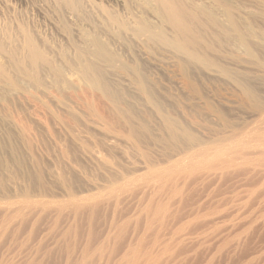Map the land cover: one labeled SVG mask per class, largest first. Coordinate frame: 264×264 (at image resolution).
<instances>
[{"label": "bare ground", "instance_id": "obj_1", "mask_svg": "<svg viewBox=\"0 0 264 264\" xmlns=\"http://www.w3.org/2000/svg\"><path fill=\"white\" fill-rule=\"evenodd\" d=\"M54 1L55 3L57 2V4H59V6L61 7L62 10L60 9V11H63V14L61 13V16H63L61 18V25H63L64 27V32L67 33L68 36H70L73 31L76 30V33L79 34L78 37L80 36V39L78 40L79 42L72 41V45L69 44L71 45L70 47L74 50V57L72 58V61H70L72 62L71 65L74 68L73 70H75L76 73L79 74V77L83 81L87 82L89 87L99 90L102 94H104L105 98L112 106V109H116H114V111H117V113H119L118 115H120V119L122 118V122H124L125 127L126 125L128 126V131L124 134V138H126L127 140H132L134 141V143L136 142L135 144H138L140 142L139 129L147 130L149 128V120L141 119L140 112L143 107H146V105H148L149 107H152V109L156 112L157 117L158 115L160 117L158 118L159 121H161L160 124L162 125L163 130L161 137L163 139H166V141H173L174 144H178L182 139L187 140L183 141L181 146V150L183 151L184 149L185 152L183 151V156L178 153L180 156L177 155L176 158L171 157L173 159L170 162H168V160V164L166 163V166H163L161 163L162 166L160 167V164L158 163V167V164L156 165L151 163V165H148L146 167V170H144L145 172H142V174L140 175L129 176L123 174L119 175L116 173L113 176L112 173L110 176L111 179L108 183L109 185H107V189L104 191V194H92L91 196L83 197L81 200L70 199L65 203L63 202L58 205L56 204L55 206L53 204H50L53 205V207L47 206L48 204L45 205L41 201L32 200L33 198L29 199L24 197L22 201L20 200V203L18 202L17 204L12 206H9L10 204L6 207L4 206L3 214L5 218H2L5 220L3 221H5L6 223V221L8 220L12 221L13 219H15L13 221H17L14 223H18L15 225V228L17 229H19V227L23 225L26 226V223H30L31 225L29 226H33L35 228L36 223L39 221V219L41 220V217H43L44 215L54 216L52 217L53 220L47 225L49 233L48 235L53 233V236H56L58 238L60 237L62 239V242L57 241L59 242V244H61V246H59L58 248L59 251L61 248L64 249L68 259L73 258V253L75 254L78 251L77 253L79 256L77 255L75 259L77 262H79V264H83L90 253H94L92 254L94 256H102L104 254L110 255L113 252L118 253L120 257V261L118 262V264H163L164 262H161V257H163L170 250H173L171 248H174L175 246V248H177L178 244V248L173 251L175 254L176 252H178L177 255H179V252L183 251L186 245L184 246L179 242L176 243L174 247H172V240L171 243L170 241H167V244L164 243L166 238L164 237V235H159L156 231H159L161 228L163 229V226L164 229H167V227L169 226V229H173V227L177 226L176 223L180 222L181 219H184V222L180 225V227H176L175 229L176 231H181L185 229V227L181 229V227L185 226L183 225L185 223V219H187V222L189 221V225L185 223L187 224V227H189L196 218L200 219V217L203 216L202 214V216H195L196 214L201 213L200 210H191V207L198 201L197 198L199 197V190L197 191V189H200V186L198 187L196 184H199V181H201V183H203V181L209 182L208 179L213 178L214 180L217 177L219 179H231V177H233L234 175L238 176L237 174L240 173H244L247 175L255 173L256 177L264 176V129H262L264 125V112L262 114L261 112L258 113L260 114L259 118L261 117V120L257 119L259 120V123L261 121L260 124L262 125L258 126V122H254L257 123V127L254 128L251 126L253 130H251V134H248V136L247 131L244 132L246 133V136H239L238 131L235 132L238 134H226V137L223 136L225 138L222 137L223 139L220 137L222 139L221 143L215 144L214 142L216 141H214L213 143L212 141H210L211 143L206 144L205 140H203L202 142V140H200L197 136L194 137L187 126L183 122H181L182 120L174 118L170 113L164 110V102L157 95H154L152 93V91L155 90V85L154 83L148 81L146 78L147 76H145L141 72L143 71V69L140 67L139 61L134 60L135 65H132L133 61H130L128 65H123L122 69L123 71H125L124 73H120L119 70L117 71L114 69L113 64L117 66V63L119 62V60H117V56L122 54L119 52L118 48L112 51L109 48L107 42L113 41L114 39L111 40V38H114L115 34H120L124 39L123 41L133 46L130 48L131 45L129 47L128 45H126L130 51H133L138 56V58H140V60H153V57L148 52L149 49H159L165 53L164 55H166L168 59L171 58L173 62L179 64L183 68L188 66H216L222 65V63H244L249 65L251 63L256 65L264 64V0H121V2L116 0L115 6L109 5L114 8L111 9V7H109L110 10H108L109 8L105 6L106 9H108H102L103 12L101 10H98L100 8L94 11L95 7L92 8V11L91 7L94 5L90 7L88 4L89 1L87 2V0ZM26 12L20 8L16 9L6 0H0V106L1 102L4 103L7 99H10L12 101L22 99L23 102H26L28 100V93L31 86L35 90L37 89V91L44 93V89L41 86V78L43 73L45 74V72H50L53 75L52 77L54 83L57 86L60 85L58 81H60L64 65L61 67L59 63L57 64L55 62L53 56L48 57L47 53H49L51 49L48 46L46 34H44L41 29L38 28V26L32 24L33 22H30V19L27 17ZM71 21L73 26L71 24ZM80 23H83L84 26H79ZM98 35H101L102 38L100 39ZM103 37H105L106 39ZM71 40H69L68 42L70 43ZM126 46H122V48H126ZM125 48H123V50ZM238 50L240 52L242 51L244 53L243 55L246 56L241 57L239 55V57L236 56L237 54L234 55V52ZM123 52H126L127 54V51L124 50ZM223 52H227L230 55L232 54L234 56L226 55L227 57L224 56L225 59H221L222 56L220 57L219 55H217V53L222 54ZM213 53L217 56L213 55ZM60 54V58L63 59L64 62L69 61L62 53ZM149 54L151 57L149 56ZM128 56H130V54H128ZM108 67L111 68V72L108 70ZM247 90L250 91L246 87V91ZM255 92L256 91H252L251 89V97L254 96ZM117 113H115V115ZM0 120L4 121L2 117H0ZM19 120L23 121L20 118ZM116 120L118 119L116 118ZM5 124L7 126L6 128L10 130L11 133H16L18 131L20 133L23 130L19 129V127L16 126V122L11 120H8ZM250 129L248 130L249 132ZM260 129H262L263 131H261ZM10 131H7L9 136H4L5 138L8 136L7 139H5L4 141L0 140L1 145H16L20 142L21 138H18L17 134H11ZM79 151L80 155L83 157H88L90 155V153L86 149L81 148ZM97 165L99 167L101 166L100 168H108L107 171H113V167L108 164L106 160H99ZM141 183L143 184V186H141ZM144 183H147L145 185L146 187L144 186ZM232 183H234V181ZM196 186L198 188H196ZM144 187L148 190L144 191ZM138 190H140L141 193L143 192L145 196L143 197L141 195L143 197V200L140 201L139 199L140 203L138 202L135 210L136 217H134V219L132 218L133 221L129 219L131 222H133L132 225L130 221H126L127 218L124 219V221H121L122 218H124V212L122 210H125L124 208H122V203L123 200L132 192L134 193L136 191V194H138L139 196L140 192H137ZM133 193L131 195H133ZM248 206L250 207V205H247L246 208ZM107 207L110 208V211H112V217L109 222L110 227L108 231H106L105 235L101 233L98 234V231L95 232L98 227L95 229L93 226L95 225L94 220L99 215H101L99 214L100 211H105ZM189 207L190 209L188 210L187 208ZM237 210H239V208H237ZM241 211L239 213H241ZM261 211L262 210H260V213ZM263 211L261 214H263ZM65 213L71 214V219L74 222H76V220L78 221V219L85 220V223L87 225V231L85 235H81V226L73 225L74 229H72L69 224V226L67 227H70L72 230L67 227L61 229L62 221L70 218V215H65ZM261 218L262 215L260 219ZM249 220H256V217ZM257 220L256 222H253L257 223ZM96 223H98V221ZM129 223L131 227L133 226L130 230L128 229L130 227ZM194 223H196V220ZM248 223L251 224V222ZM233 224L235 225V223ZM262 224L263 225L260 226V229L264 231V220ZM252 225L253 224H251V226ZM157 226L160 227L159 230L158 228L157 230H155ZM193 226L196 227L195 225ZM198 227L199 225L197 226V228ZM17 229H14V231L12 229L11 230L15 232L17 231ZM253 230L255 229H252V231ZM188 231L189 230H187L186 232ZM128 232L130 236L132 234L133 238L131 240L127 238L129 237L127 236L129 235ZM172 232L176 233L175 231ZM261 232L259 234L262 237ZM7 233H9V231L6 232V234ZM12 233L9 234L12 236ZM40 233H42V231ZM28 234L29 235H26V238L24 237L25 242L22 240L23 238L21 239L24 243L21 244L25 246V250H28V247L26 248L27 243L32 241V231H30V233ZM69 234L71 236L75 235V237L73 236L74 238L72 241L67 240L68 238L71 239V237H68L66 239ZM188 234L187 236H189ZM255 234H257L258 236V233ZM1 235H3V233ZM178 235L179 237L181 236L180 233ZM172 236L173 234L169 237L167 236V239H172ZM247 236H249L248 238L246 237L247 242L245 241L246 239H241V241L243 240L242 243L245 244L247 249L244 247L241 248L243 246V244L241 245V242V247L238 245L240 248L238 246H235L236 248L234 247V250H238V254L241 249H245V253L249 252L250 249L254 251L253 243L256 244L255 242L260 241L258 237L257 241L256 238L255 241L253 239L252 249V247H250L251 237H253V234L251 235V231ZM175 237L177 238V235H175ZM182 237L183 235L180 237V239H182ZM101 238L102 241L100 242L99 240ZM237 238L239 239L240 237L238 236ZM237 238L236 240H238ZM195 239H198V237ZM53 240L56 239L53 238ZM226 240L228 242V237ZM212 241L214 242V240ZM229 241H231V239ZM199 242L200 241H198V243ZM227 242L220 241L219 247H223V245L229 246V243L227 244ZM238 242L236 243V245L239 244ZM38 243L39 244L36 243L38 245V248L36 247L35 249L34 247V249L38 250L39 252L40 249L43 250L42 247L45 245L44 242ZM161 243L163 244V246H161ZM247 244L249 246H247ZM259 244L257 245L260 246L262 242L260 245ZM156 245L159 247H157ZM212 245L214 244L212 243ZM33 246L35 245H32V247ZM54 247L58 249L57 246ZM50 248H53L52 244ZM227 248L230 249V247L225 248V250L229 252ZM259 248L262 249L263 247L260 246ZM34 249L32 248V250ZM257 249L254 252L256 253V255ZM48 250L45 249L46 255ZM214 250H216L215 247ZM259 250L260 249H258V254ZM173 251L170 252V254H174ZM185 251L187 250L185 249ZM252 251H250V253ZM20 252L21 250L19 251V253ZM27 252H29V250ZM195 252L198 253L197 250ZM204 253H206L205 250ZM26 254V256L24 255V257L26 258H23L24 260L22 259L24 262L21 259V263L20 261L17 262L20 264H42V260L39 259L42 256L41 253V255H39L36 251L32 256H28L29 253ZM161 254H163V256ZM227 255L225 254V257ZM239 255H241V252ZM21 256L23 257L22 254ZM168 257L164 259H168ZM213 257L211 258V260L213 259ZM246 257L242 259H246ZM252 257L255 258L254 255H252ZM205 259L204 261H206ZM249 259L251 258L249 257ZM261 259L264 258L261 257ZM250 261L248 263H250ZM10 262L11 261H9V263ZM191 262H193V260ZM199 263L201 264L202 262L200 261ZM210 263L212 264L215 262ZM240 263L243 262L241 261ZM244 263L248 264L247 261ZM228 264L230 263L228 262Z\"/></svg>", "mask_w": 264, "mask_h": 264}, {"label": "rangeland", "instance_id": "obj_2", "mask_svg": "<svg viewBox=\"0 0 264 264\" xmlns=\"http://www.w3.org/2000/svg\"><path fill=\"white\" fill-rule=\"evenodd\" d=\"M6 1L16 9L20 8L25 12L27 11L26 14L30 19V22H33L32 24L38 26V28L41 29L44 34H46L48 46L51 49L50 52L47 53L48 57L53 56L55 62L57 64L59 63L61 67L64 65V68L61 73L62 75L60 77V81H58L60 85L57 86L54 83L52 77L53 75L50 72L46 73L44 71L45 74L43 73L41 78V86L44 89V93L37 91V89L35 90L31 86L28 93V100L26 102H23L22 99H17L18 101L7 99L4 103L1 102L0 117H2L4 121L0 120V140L4 141L9 136L7 131L10 130L6 128L7 126L5 124L8 120L16 122V126L23 130L20 133L19 131L16 133H11L10 131L11 134H17L18 138H21L20 142L16 145L0 144V226L2 225L0 227V231L2 230L1 232L3 233V235H1L2 233L0 232V237L2 236L0 238V264H20L24 260L23 258H26L24 257V255H27L26 253H29L28 256H32L36 251L39 255L42 254V256L39 258L42 260V264H79V262H77L75 259L78 255V251L75 254L73 253V258L68 259L64 249L61 248L59 251L58 248L61 246V244H59L57 241L62 242V239L60 237L58 238L53 236V233L48 235L49 233L47 225L53 220L52 217L54 216H47L43 214L44 216L41 217V220L39 219L35 225V228L33 226H29L31 225L30 223H26V226L23 225L17 229L15 228V225L18 223L14 224L17 221H13L15 219L12 221L10 220L12 223L9 220L8 221L10 223L8 221H6V223L3 221L5 220L3 219L5 218L3 214L4 206L6 207L9 204V206H12L18 202L20 203V200L22 201V199L25 197L29 199L33 198L32 200L41 201L45 205L48 204L47 206L53 207V205L55 206L56 204L58 205L63 202L65 203L70 199L81 200L83 197H88L92 194H104V191L107 189V185H109L108 183L111 179L110 176L112 173L113 176L116 173L119 175L123 174L134 176L145 172L144 170H146V167L151 165V163L156 165L159 163L160 167L162 165L166 166L168 162H170L173 158H176L177 155L180 154L183 156L184 149L182 151L181 146L183 141L187 140L182 139L178 144H174L173 141L169 142L166 141V139H163L161 137L163 130L162 125L160 124L161 121H159L160 117L158 115V118L156 112L148 105L143 107L140 112L141 119L149 120V128L147 130L139 129L140 144H135L136 142L134 143V141L124 138V134L128 131V126L126 125L125 127L124 122H122V118L120 119V115H118L119 113L114 111L115 108L112 109V106L107 101L104 94H102L99 90L89 87L87 82L83 81L79 77V74L73 70L74 68L72 67V62L70 61H72V58L74 57V50L70 46L72 45V41L79 42L78 40L80 39V36L78 37L79 34L76 33V30L73 31L70 36L64 32V27L61 25V18L63 17L61 15L63 14V11H60L61 7L59 4H57V2L55 3L54 0ZM88 1L90 7L94 5L91 7L92 11L93 7H95L94 11H96L98 8H100L98 9L99 11H102V9H106V7H111L112 9L114 8L112 6H115L116 2V0H87V2ZM117 1L121 2V0ZM108 10H110V8ZM79 26L83 27L84 24L80 23ZM98 37L100 39L102 38L101 35H98ZM68 38L69 40L72 39L70 43L68 42ZM111 40L113 41L107 42L109 48L112 51L118 48L119 52L122 54L117 56V60H119V62L117 63V66L113 64L114 69L117 71L119 70L120 73H124L125 71L122 69L123 65H128L130 61H133L132 65H135L134 60L139 61L140 67L143 69L141 72L147 76L146 78L148 81L154 83L155 85V90L152 91V93L157 95L164 102V110L170 113L174 118L182 120L181 122L187 126L194 137L197 136L200 140H202V142L205 140L207 144L211 143L210 141L213 143L214 141L217 142L219 140L220 142H214L215 144H218L221 143L222 139L226 137V134L235 135L239 133V136H246V133H244L245 131H247L248 136V134H251V130H253L252 127H257V123L254 122H258L259 120L257 119L261 120V117L259 118L260 114L258 113L261 112L262 114L264 112V64L256 65L251 63L249 65L244 63H222V65L216 66H188L183 68L179 64L173 62L171 58L168 59V57L164 55L165 53L159 49H149L148 52L153 57V60H140V58H138V56L133 51L128 49L131 44L123 41L124 39L120 34H115L114 38H111ZM113 42L116 43L114 44ZM126 45H128V47ZM122 46H126V48H123H125L124 50L127 51V54L126 52H123L124 50ZM131 47L133 46L131 45L130 48ZM238 51H236L237 53L234 52L235 54H233H237L236 56L240 55L241 57L246 56L243 55L244 53L242 51ZM60 53H62L69 61L64 62V60L60 58ZM128 54H130V56H128ZM213 55H219L220 57L222 56L221 59H225L224 56L226 55L234 56L227 52H223L222 54L217 53V55L213 53ZM108 70L111 72L110 67H108ZM246 87L250 91H246ZM251 89L252 91H256V94L254 93L253 96L254 98L251 97ZM115 113L117 114L115 115ZM19 118L23 121L19 120ZM116 118L118 120H116ZM260 123L258 122V126L262 125ZM247 128L250 129V132ZM262 129H264V125ZM262 129L260 130L263 131ZM6 135L8 136L5 138L4 136ZM220 137L223 138L221 139ZM79 148L86 149L90 155L88 157L81 156ZM99 160H106L107 163L113 167V171H107L108 168L104 167L100 168L101 166L99 167L97 165ZM159 164L157 165L158 167ZM237 175L238 176L234 175L231 177V179H219L217 177L213 180V178H211L213 182L211 179H208L209 182L211 181L210 183L208 181H203V183L199 181L201 184L199 182V184H196L198 187L200 186V189H197V191L199 190V197L197 198L198 201L196 200L197 202L191 207V210L193 211L198 209L201 213L196 214L195 216H203L200 217V219L196 218V223H194L195 220L193 221L194 224L191 223L192 227L191 225L187 227V224L189 225L190 223L189 221L187 222V219H185V223L187 224L184 223L183 225L185 226L181 227V229L184 227L185 229L181 230L182 232L176 231V227L179 228L184 222V219H181L180 222L176 223L177 226L175 224L176 227H173V229H169L170 226H165L167 229H164L163 226V229L161 228L160 230L164 231H160V227L158 226L155 228V230L158 228V230L161 232L160 233L159 231H156L159 235H164L166 238L164 243L167 244V241H170L171 243L172 240V247H174L176 243L179 242L184 246L186 245V248L184 247V250L179 252V255H177L178 252H176V254L174 253V251L178 248V244L177 248H175L176 246L171 248L174 251H167L169 254L166 252L165 253L167 255L165 253L164 256L161 254L163 256L161 257V262H164L163 264H200V261L202 262L201 264H211L210 262H215L212 264H228V262L230 264H233L234 262V264H243L246 261L248 263L250 260L254 261H250L248 264H264V259H261V257L264 258V231L260 229V226L263 225L262 222L264 220L262 219L264 218V176L256 177L255 173L250 175L240 173ZM233 181L234 183H232ZM146 184L147 183H144V186ZM141 186H143V184ZM197 186L196 188H198ZM145 187L144 191H147L148 189ZM137 192H140V190ZM142 193L140 192L138 196L135 191L133 195L130 194L123 200L122 208L125 210H122L124 212V218H122L121 221H124L126 218L127 222L130 221L129 219L133 221L134 217H136L135 210L138 202L140 203V201L143 200V197L145 196V194ZM247 205H250V207L248 206L246 208ZM237 208H239V210H237ZM106 209V212L103 210L100 211V217L98 216L94 220L95 225L93 226L95 229L98 227V229L95 230V232L98 231V234L101 233L105 235L106 231H108L110 227L109 222L112 217V211H110V208L108 207ZM187 209L189 210L190 207ZM260 210L263 211V214H261L262 211L260 213ZM240 211L241 213H239ZM235 213L236 215L238 213L239 214L236 216ZM67 214L70 215V218L67 220L65 219V222L62 221L61 229L66 228L69 226V224L71 228L74 229L73 225H77L81 226V235H85L87 231L85 220L78 219V221L76 220V222H74L71 219V214ZM67 214L65 213V215ZM247 215L249 217L251 216L253 219L256 217V220L258 219L257 223L253 222H256V220L250 221L249 219L252 218H249ZM261 215L262 218L260 219ZM96 220L98 223H96ZM248 222L253 224V228ZM131 223L133 225V222ZM233 223H235V225ZM196 224L197 226L199 225L198 228ZM247 225L248 228H251H249L250 230L247 228ZM132 227L130 226L128 229L130 230ZM258 228L263 232H261ZM11 229L13 231L14 229H17L18 232H13ZM252 229L255 230L252 231ZM29 230L32 231V239L30 238L32 241L29 240V244L27 243L26 245V248L28 247L27 249L29 250V252H27L28 250H25V246L22 245L24 244L22 240L25 242V238L27 237L26 235H29L28 233H30ZM187 230L189 231L186 232ZM5 231H9L10 234L13 232L12 236L9 233L6 234ZM41 231L42 233H40ZM168 231L173 234L172 239H167L172 235ZM172 231H175L176 233H173ZM248 231L249 233L251 231V235L253 234V237H251L250 247L253 249L254 246V251H252L249 247L250 251H252L251 253L253 254H251L250 251L245 253V249H239L241 252V255H239L240 252L238 254V250H234L236 248L235 246L239 245L241 247L243 244V240L241 241V239L243 238L245 240L246 237H249L247 236L249 235ZM177 232H179L181 236L183 235L182 239H180L181 236L179 237V233ZM260 232L262 233L263 239L259 234ZM255 233H258V236ZM187 234L189 236H187ZM69 235L66 237V239L71 237V239L68 238L67 240L72 241L75 235H73L74 237ZM175 235H177V238ZM240 235L244 236L245 238ZM127 236H129L127 238L130 240L133 238L132 234L131 236L130 234ZM196 236L198 239H195L197 238ZM238 236L240 237V241L237 238ZM227 237L228 242L226 240ZM235 237L238 240H236ZM257 237L260 241H257ZM53 238L56 240H53ZM255 238L258 243L255 242L256 244L253 243L252 246L253 239L255 241ZM33 239L34 241L36 239L38 240L34 242ZM230 239L231 241H229ZM194 240L200 241V244L198 241L196 243ZM212 240H214V242ZM99 241L101 242L102 238ZM202 241H205L206 243L204 242L203 244ZM220 241L227 242V244L229 243V246L223 245L222 247L220 245L223 249L222 250L221 247H219ZM236 241H239V244L236 245ZM245 241L247 242V239ZM38 242H44L45 245L42 247L43 250L40 249L41 251L39 250V252L38 250H35L36 247L38 248ZM162 243L161 246L164 244ZM212 243L214 245H212ZM51 244L53 248H50ZM257 244L262 246L263 250L259 248L260 246ZM32 245L35 246L32 247ZM54 246H57L58 249H56ZM224 246L225 248L230 247V249L227 248L230 253L225 250ZM247 246L249 245L247 244ZM214 247L216 250H214ZM243 247L247 249L245 244H243L241 248ZM32 248L34 250H32ZM257 248L262 250H259V254ZM45 249H49L47 255L45 254ZM185 249L187 251H185ZM256 249L257 255L254 253ZM20 250L22 252L20 253L23 255V257L19 253ZM196 250L198 253L195 252ZM204 250L206 253H204ZM172 251L174 254L171 253V255L170 252ZM92 254L94 253H90L83 264H118L120 261L118 253L113 252L110 255L104 254L102 256H94ZM225 254L228 255L225 257ZM176 255L180 257H177ZM252 255H254L255 258H253ZM203 256L207 258L205 259ZM246 256H249L251 259H249V257L247 258ZM167 257L168 259H164ZM212 257L213 259L211 260ZM245 257L246 259H242ZM182 258H184L186 262ZM20 259L23 260L21 261ZM200 259L203 261L205 259L206 261L203 262ZM192 260L193 262H191ZM238 260H241L243 263H240L241 261ZM9 261L11 262L9 263ZM17 261H20V263Z\"/></svg>", "mask_w": 264, "mask_h": 264}]
</instances>
